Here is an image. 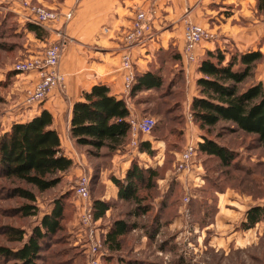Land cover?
<instances>
[{"label":"rangeland","instance_id":"obj_1","mask_svg":"<svg viewBox=\"0 0 264 264\" xmlns=\"http://www.w3.org/2000/svg\"><path fill=\"white\" fill-rule=\"evenodd\" d=\"M26 2L38 4V0H0V134L8 128V122L3 120L6 111L15 106L23 109L32 88L17 90V83L25 76L16 77L13 68L41 50L35 47L34 37L38 38L26 29ZM234 3L200 0L181 18L183 25L190 21L216 36L214 41L201 45L202 51L204 47L209 51L220 47L228 59L236 52H243L225 35L223 26L245 25L244 20L254 23L253 16L264 19V2L259 13L246 12L243 17L236 12ZM65 27L56 26L54 30L63 32ZM45 34L48 36V31ZM171 48L166 52L158 50L159 65H153L154 72L163 78V87L131 96L134 106L141 111L139 118L156 121L149 136L138 137L139 146L145 139L153 142V155L134 146L130 133L127 144L117 152L76 146V164L59 175L61 182L56 188L46 192L24 183L0 180V247L19 248L20 243L11 241L15 236L11 231H24L27 240L41 218L51 213L59 202L64 207L62 230L44 242L36 264H88V246L80 223L81 201L74 192L80 176L87 175L91 201L99 198L112 207L97 222L103 241L101 264H264V222L250 230L242 228L247 211L253 206H264V150L254 136L232 130L235 127L231 124H220L208 136L234 152L232 165L224 166L216 158L197 154L188 169L177 171L178 155L188 142L202 143L206 131H201L190 119L200 74L190 75L185 69L184 75L185 66L179 62L177 48ZM263 78L264 62L255 67L254 76L247 83L251 85ZM157 146H162V156L154 149ZM160 161L162 164H158ZM130 162H138L144 168L152 166L160 174L152 190L140 192L145 198L143 204L152 208L149 214L140 217L132 216L134 205L120 201L117 187L112 183L114 178H123L124 167ZM16 187L32 191L36 201L11 197ZM24 205L33 206L36 214L25 216L21 212ZM117 219L135 222L138 228L124 237L121 251L110 252L105 247L104 236ZM0 264L18 262L0 256Z\"/></svg>","mask_w":264,"mask_h":264},{"label":"trees","instance_id":"obj_2","mask_svg":"<svg viewBox=\"0 0 264 264\" xmlns=\"http://www.w3.org/2000/svg\"><path fill=\"white\" fill-rule=\"evenodd\" d=\"M263 2L258 0L259 9ZM26 29L38 39L44 40L47 36L38 25L27 23ZM220 49L205 50L199 57L198 95L191 102L190 112L200 130L206 131L203 142L198 143L197 154L216 158L222 165L230 166L235 161L234 152L211 139L208 133L220 124H231L235 127L232 130L254 136L264 150V78L251 85L247 83L254 76L255 67L264 62V54L260 49H248L236 52L228 59ZM177 55L185 66L178 50ZM183 72L185 75V67ZM162 87L163 78L153 68L144 74L135 72L131 96ZM130 120L126 100L112 95L106 85H95L90 91L83 92L81 100L73 106L70 136L78 147L117 152L127 144ZM139 149L153 155L150 142H142ZM73 165V161L63 154L61 139L54 129V118L46 110L31 120L14 122L9 130L0 134V180L24 183L39 192H46L56 188L61 182L59 175L68 172ZM159 178L157 168H144L133 162L123 179H113L118 188V199L134 205L132 216L140 217L152 211L149 204H143L145 198L140 192L152 190ZM11 195L36 201V195L22 187H16ZM92 203L96 222L104 219L112 208L110 203L99 198ZM21 212L25 216L36 214L31 205L21 207ZM63 221L64 207L56 202L52 212L41 218L27 240L24 231L12 230L15 236L11 241L21 246L16 250L0 247V256L18 264H36L44 242L62 230ZM261 222H264V206H253L247 211L242 228L250 230ZM137 228L135 222L115 220L104 236L105 247L110 252L121 251L124 237Z\"/></svg>","mask_w":264,"mask_h":264},{"label":"crops","instance_id":"obj_3","mask_svg":"<svg viewBox=\"0 0 264 264\" xmlns=\"http://www.w3.org/2000/svg\"><path fill=\"white\" fill-rule=\"evenodd\" d=\"M199 1L38 0V4L57 9L62 14L71 11L74 13L71 21L67 22L63 19L61 24L56 25H66L62 37H59L57 30H54L56 26L48 29L43 28L46 32L48 31V36L44 40L34 37L35 47L41 50L57 42L63 44L60 71L65 76V89L55 90L38 106H24L23 109H17L16 106L9 108L3 119L8 122V128H5L3 132L9 130L14 122L31 120L46 110L54 118V129L61 139L63 154L76 164V145L70 136V129L73 106L81 100L83 92L90 91L95 85H106L112 95L118 99L126 100L131 113V120L140 116L141 111L134 106L133 99L127 98L124 93L123 71L121 70L124 35L131 27L136 13L140 10L149 11L154 19L156 32L155 39L143 41L133 49L134 71L144 74L150 71L154 64L159 65L156 57L158 50L167 51L173 46L181 54L185 46V25L182 24L181 18L188 9L193 8ZM231 1H235V7L238 9L236 12L241 16L245 15L246 12L252 15L259 13L258 0ZM253 19L254 23H250L248 20L246 22L243 19L245 25L235 27L227 23L223 29H225V35L232 38L234 44L241 51L260 49L264 54V19L256 16H253ZM58 30L60 31V29ZM244 44L246 45L242 47ZM38 52L40 51L37 50L36 53ZM183 63L188 74L193 75L197 72L198 64L188 66L184 60ZM16 77H23L21 78L23 82L17 83L18 91L33 86L37 81L35 73L16 74ZM17 94L21 96L20 92ZM22 99L23 96L20 100ZM143 141L150 142L153 149L151 140L145 139ZM154 149H157L159 156L163 154L162 146H157ZM122 159H125V156ZM158 164H162V161ZM131 165L130 162L124 167L123 178ZM150 167L152 166L146 168ZM116 196L118 197V188Z\"/></svg>","mask_w":264,"mask_h":264},{"label":"built area","instance_id":"obj_4","mask_svg":"<svg viewBox=\"0 0 264 264\" xmlns=\"http://www.w3.org/2000/svg\"><path fill=\"white\" fill-rule=\"evenodd\" d=\"M80 1V0H78ZM74 13L62 14L59 10L40 4L25 3V21L42 28L48 29L62 23V20L71 21ZM59 37L62 32L56 31ZM156 32L152 14L146 10H140L132 20L131 27L124 35L122 66L124 93L131 97V91L135 83V71L133 66V49L148 39H155ZM215 35L204 26L186 21L184 28L185 46L181 51L182 59L186 65L198 64L202 53L201 45L206 41H214ZM63 44L60 42L51 44L31 56L30 59L19 61L13 68L17 74L35 73L36 83L27 93L25 105L38 106L45 101L55 90L65 89V76L60 71ZM192 120V116L190 115ZM132 144L139 145V135L149 136L156 124L153 118H135L130 120ZM198 144L190 142L180 154L177 171L181 172L189 168V164L197 155ZM75 195L81 201L80 223L86 236L88 246V264H101L102 237L94 220V207L90 199V177L80 176L75 187Z\"/></svg>","mask_w":264,"mask_h":264}]
</instances>
